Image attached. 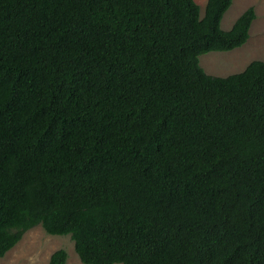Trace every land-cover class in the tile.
Here are the masks:
<instances>
[{
    "label": "trees",
    "instance_id": "obj_1",
    "mask_svg": "<svg viewBox=\"0 0 264 264\" xmlns=\"http://www.w3.org/2000/svg\"><path fill=\"white\" fill-rule=\"evenodd\" d=\"M231 3L0 0V257L40 225L83 264H264V61L199 64L249 37Z\"/></svg>",
    "mask_w": 264,
    "mask_h": 264
},
{
    "label": "rangeland",
    "instance_id": "obj_2",
    "mask_svg": "<svg viewBox=\"0 0 264 264\" xmlns=\"http://www.w3.org/2000/svg\"><path fill=\"white\" fill-rule=\"evenodd\" d=\"M194 1L202 15L206 0ZM249 6L254 8L256 14L249 28V37L242 45L231 50L201 54L199 64L206 73L227 76L242 71L252 60L264 61V0H232L222 16L220 26L223 30H228ZM59 248L67 252L65 264H83L77 257L68 235H49L40 225L26 230L21 239L0 257V264H49L51 253Z\"/></svg>",
    "mask_w": 264,
    "mask_h": 264
}]
</instances>
